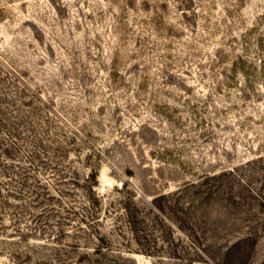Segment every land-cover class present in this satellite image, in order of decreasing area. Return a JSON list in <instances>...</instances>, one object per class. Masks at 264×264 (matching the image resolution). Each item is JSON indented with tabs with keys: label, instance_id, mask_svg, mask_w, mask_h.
<instances>
[{
	"label": "rangeland",
	"instance_id": "rangeland-1",
	"mask_svg": "<svg viewBox=\"0 0 264 264\" xmlns=\"http://www.w3.org/2000/svg\"><path fill=\"white\" fill-rule=\"evenodd\" d=\"M0 264H264V0H0Z\"/></svg>",
	"mask_w": 264,
	"mask_h": 264
}]
</instances>
